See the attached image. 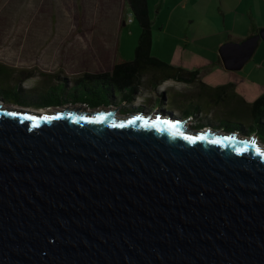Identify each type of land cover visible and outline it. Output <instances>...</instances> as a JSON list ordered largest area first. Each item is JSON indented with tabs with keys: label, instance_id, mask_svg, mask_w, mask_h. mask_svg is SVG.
<instances>
[{
	"label": "water",
	"instance_id": "95a60500",
	"mask_svg": "<svg viewBox=\"0 0 264 264\" xmlns=\"http://www.w3.org/2000/svg\"><path fill=\"white\" fill-rule=\"evenodd\" d=\"M261 153L172 114L0 105V264H264Z\"/></svg>",
	"mask_w": 264,
	"mask_h": 264
},
{
	"label": "rangeland",
	"instance_id": "374dc122",
	"mask_svg": "<svg viewBox=\"0 0 264 264\" xmlns=\"http://www.w3.org/2000/svg\"><path fill=\"white\" fill-rule=\"evenodd\" d=\"M153 3L151 0L152 7ZM130 13L126 0H0V63L17 70L35 72V75L25 83H20L25 95L29 93L35 96L29 99L33 102L32 105H16L11 101L3 100L1 96L0 105L33 112H56L66 109L96 112L118 108L122 109V117L126 118L136 114L156 116L165 113L167 116L172 114L184 120L186 114L179 110L188 107L192 111L193 105L198 103L196 98H183L174 89L168 87L160 91L156 88V83L148 85L150 90L147 87L139 89L133 103H129L133 100L130 93L126 94L127 101H121L118 90H112L116 92L113 95L116 100H113L115 104L108 107L91 109L84 104L72 102L73 97L68 93L75 87V80L85 73L109 72L114 63L121 60L130 61L134 58L141 27ZM152 22L154 29H157L155 16L152 17ZM166 42L172 49L168 57L171 59H176L175 55L179 57L180 55L177 54L182 51L176 52L172 40ZM263 48L264 41H261L257 48V57L261 55ZM255 61L256 59H253L251 64ZM167 74L161 72L156 77L159 81L167 77ZM221 75V71L210 73L204 82L226 81L221 79ZM225 75L233 78V73L225 72ZM64 84L68 92L63 99H67V96L69 99L62 106L37 105L36 96L45 94L51 87ZM82 93V88H77L76 94H80L79 97H82ZM262 93H264L263 87L246 88L248 98L257 97ZM87 94L88 92L85 96H89ZM195 116L197 117V114ZM206 119L207 122L203 125L209 127L202 125L201 130L239 134L247 138H255L264 145V121L260 123L243 118V121L241 120L243 126L234 120L232 112L226 113L225 117L216 116L214 119ZM206 119L201 121L204 122ZM196 121V118H190L188 125L194 128Z\"/></svg>",
	"mask_w": 264,
	"mask_h": 264
},
{
	"label": "crops",
	"instance_id": "0c3cea01",
	"mask_svg": "<svg viewBox=\"0 0 264 264\" xmlns=\"http://www.w3.org/2000/svg\"><path fill=\"white\" fill-rule=\"evenodd\" d=\"M153 2L152 7L151 0H148L149 15L151 21L155 16L158 25L157 29H154L152 22L151 55L181 72L196 73V77L189 79H160L156 88L161 91L168 87L183 98H196L198 103L193 105L192 111L184 107L179 112H184L188 120L196 118L198 126L206 124V118L225 117L229 112H232L234 120L243 126V118L263 122L264 108L255 109L254 103L264 96V93L248 98L246 88H264V48L257 57V47L245 65L234 71L225 67L220 53L225 44L241 43L264 30V0ZM167 40L173 41L176 52L182 51L177 54L179 57L175 55L176 59L168 57L172 49ZM253 59L256 61L251 64ZM218 71L222 72L221 79L226 81L204 82L208 74ZM236 71L239 72L234 74ZM225 72L233 73V78H228ZM202 119L206 120L202 122Z\"/></svg>",
	"mask_w": 264,
	"mask_h": 264
},
{
	"label": "trees",
	"instance_id": "16d2710c",
	"mask_svg": "<svg viewBox=\"0 0 264 264\" xmlns=\"http://www.w3.org/2000/svg\"><path fill=\"white\" fill-rule=\"evenodd\" d=\"M126 1L131 14L141 27V34L135 48L134 59L131 61L121 60L116 62L110 72L101 74L85 73L84 76L75 80L74 91L72 90L73 92L70 91L68 93L73 97V101L72 99L70 100L75 104L81 103L91 109L101 106L108 107L115 104L113 100L116 99L113 98V95H115V91L117 90L122 98L121 101H127L126 94L130 93L129 95L133 100L129 101V103H133L139 89L147 87L150 90L149 84L156 83L158 85L160 83V80L158 81L156 76L161 72H164V74L168 73L166 75L167 77H175L177 79L196 77L195 72H181L151 55L153 33L148 0ZM34 75L35 72L17 70L0 63V96L2 99L20 106L32 105L33 102L29 101V99H33L35 96L29 93L25 95L20 88V83H25V81ZM77 88H82V97H79L81 93L76 94ZM112 90L115 91L113 92ZM66 92H68L66 84L51 87L50 91L36 96L37 105L41 107H60L69 99L68 96L67 99H63L66 96ZM86 92H88L87 95L89 96H85ZM254 107L259 110L264 108V96L260 97L254 103ZM194 127L201 129L202 125L198 126L196 124Z\"/></svg>",
	"mask_w": 264,
	"mask_h": 264
},
{
	"label": "flooded vegetation",
	"instance_id": "af4514ba",
	"mask_svg": "<svg viewBox=\"0 0 264 264\" xmlns=\"http://www.w3.org/2000/svg\"><path fill=\"white\" fill-rule=\"evenodd\" d=\"M109 111H113V112H115V116L117 117V116H122L123 115V111H122V109H118V108H115V109H111V110H109ZM163 115H167V114H165V113H162ZM189 126V125H188ZM190 127V126H189ZM192 128V127H191ZM193 129H197L198 130V128L196 127H194Z\"/></svg>",
	"mask_w": 264,
	"mask_h": 264
},
{
	"label": "bare ground",
	"instance_id": "6f19581e",
	"mask_svg": "<svg viewBox=\"0 0 264 264\" xmlns=\"http://www.w3.org/2000/svg\"><path fill=\"white\" fill-rule=\"evenodd\" d=\"M40 112H50V111H40ZM56 112H58V111H56ZM189 127V126H188ZM190 128V127H189Z\"/></svg>",
	"mask_w": 264,
	"mask_h": 264
},
{
	"label": "snow or ice",
	"instance_id": "6c2138e0",
	"mask_svg": "<svg viewBox=\"0 0 264 264\" xmlns=\"http://www.w3.org/2000/svg\"><path fill=\"white\" fill-rule=\"evenodd\" d=\"M262 155H264V153H261Z\"/></svg>",
	"mask_w": 264,
	"mask_h": 264
},
{
	"label": "built area",
	"instance_id": "2783aa9c",
	"mask_svg": "<svg viewBox=\"0 0 264 264\" xmlns=\"http://www.w3.org/2000/svg\"><path fill=\"white\" fill-rule=\"evenodd\" d=\"M132 20L130 19V22H131Z\"/></svg>",
	"mask_w": 264,
	"mask_h": 264
}]
</instances>
